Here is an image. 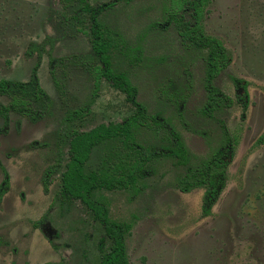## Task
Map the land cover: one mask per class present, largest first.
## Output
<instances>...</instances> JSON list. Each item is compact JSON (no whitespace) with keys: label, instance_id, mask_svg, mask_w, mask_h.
<instances>
[{"label":"rangeland","instance_id":"obj_1","mask_svg":"<svg viewBox=\"0 0 264 264\" xmlns=\"http://www.w3.org/2000/svg\"><path fill=\"white\" fill-rule=\"evenodd\" d=\"M164 8V0H135L116 6L105 20L132 47H141L142 60L123 68L149 112L172 120L193 161L210 155L218 146L220 122L226 125L237 141L227 187L213 214L203 217L204 189L179 190V169L163 159L153 164L138 193L101 190L94 199L109 207L113 219L133 222L130 264H264V145L255 146L264 135V0H212L204 20L206 32L233 56L216 85L235 99L232 78L249 82L245 117L238 103L214 117L203 112L204 62L184 49L174 28L155 25ZM60 9L61 0H0V79L28 81L39 64L41 85L54 101L50 116L40 121L14 116L10 132L0 136V188L9 177L0 199V264H98L100 256L101 225L80 200L58 198L69 149L65 110L93 102L83 130L120 121L129 110L125 96L105 80L95 88L82 64L92 61L88 38L60 24L55 17ZM38 44H47L40 59ZM63 57L71 63L54 72L68 91L66 103L51 64V58Z\"/></svg>","mask_w":264,"mask_h":264},{"label":"trees","instance_id":"obj_2","mask_svg":"<svg viewBox=\"0 0 264 264\" xmlns=\"http://www.w3.org/2000/svg\"><path fill=\"white\" fill-rule=\"evenodd\" d=\"M134 1L61 0V9L55 12L61 25L69 26L75 32L87 36L92 61H84L82 64L94 77L95 88L99 89L105 80L125 96V104L129 110L120 121L102 122L88 130H83L82 126L91 114L93 102L65 110L64 120L69 127L65 141L69 149L58 198L61 203L80 200L88 208L92 218L101 225L103 236L98 264H130L127 238L132 232L133 222L113 219L109 207L94 199L97 191L138 193L139 185L153 168V164L167 159L180 171L176 177L179 190L189 193L197 188L204 189L201 214L209 217L227 187L228 170L235 157L237 144L226 125L220 122L218 146L206 158L193 161L172 120L160 112L150 113L148 107L139 101L138 88L123 66L138 64L142 60V49L140 46L132 47L125 36L105 20V15L116 6L129 5ZM164 2L162 22L155 25L174 28L184 49L196 52L204 62L207 99L203 112L214 117L217 112L238 103L242 107V116L245 117L249 107V82L238 77L232 78L237 90L235 99L216 85L217 79L231 65L233 56L221 39L209 35L205 30L204 20L212 0ZM46 45H37L39 59ZM71 61L69 57L51 58L54 82L62 103H66L68 91L57 80L54 70L56 66L68 65ZM38 69L39 64H36L28 81L0 79V136L10 132L14 116L40 121L52 114L54 101L41 85ZM184 71L187 73L188 69ZM185 99L182 97L177 101L178 110ZM144 132L153 137L144 141ZM261 145H264V135L255 143L256 147ZM51 169L54 171L57 167ZM8 185L9 177L6 176L0 188V199ZM35 225L38 227L39 223ZM1 245L0 237V247Z\"/></svg>","mask_w":264,"mask_h":264}]
</instances>
